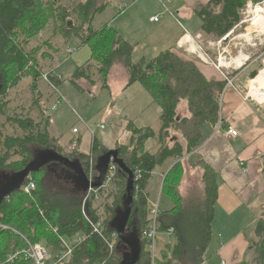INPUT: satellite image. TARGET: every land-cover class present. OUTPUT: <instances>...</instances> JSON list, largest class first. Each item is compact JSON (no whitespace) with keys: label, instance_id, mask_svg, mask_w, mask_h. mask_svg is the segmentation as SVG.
I'll return each instance as SVG.
<instances>
[{"label":"trees","instance_id":"trees-1","mask_svg":"<svg viewBox=\"0 0 264 264\" xmlns=\"http://www.w3.org/2000/svg\"><path fill=\"white\" fill-rule=\"evenodd\" d=\"M111 1L100 3L99 0H78L66 5L63 0H0V117H7V121L22 132L10 135L5 132L4 125L0 126V172L4 173V185L7 183L6 177L24 170L40 152L52 151L78 162L87 176L90 161H93L95 174L98 175V161L109 152L98 139L94 140L91 156L82 153L80 147L73 153H67L66 148L59 145L58 138L51 136L47 127V114L41 122L34 121L23 112L8 116L9 92L31 77L35 80L33 90L39 99L42 95L38 89L41 77L53 86L61 83L62 77L58 75L56 66L65 50L67 53L72 47L70 45H77V50L88 47L91 51L89 62L75 70L73 78L77 81L84 79L93 84L94 76L97 75L103 78L106 87L113 69L122 66L128 72L129 85L141 84L161 109L158 132L153 128H138L130 122L127 126L132 135L130 144L119 145L116 149L132 172L137 168L142 174L140 182L134 184L133 210L126 237L139 242L140 254L136 264H151L148 242L143 238L150 222L151 205L146 192L148 183L157 167L194 152L203 140L205 126L217 127L220 119L218 100L226 83L208 80L199 62L185 60L171 51L160 53L149 62L145 58L134 61V46L126 42L116 30L108 25L99 30L93 28L95 17L103 13ZM248 1L209 0L205 5H196L193 13L201 20L198 33L213 41L224 39L241 24V13L247 8ZM263 1L253 0L256 5ZM46 33H50V37L40 39ZM32 43L35 45L31 46ZM258 77V72L251 74L253 81ZM35 103L37 108L41 107L38 100ZM183 103L187 107L185 117L179 113ZM149 139L157 141L156 153L146 150ZM32 147L36 150H32ZM16 157L19 160L12 161ZM52 164L63 171H70L75 179V172L63 164L51 163L42 167L0 204V223L15 229L32 244L53 246L54 253L61 249L59 236L71 239L86 235L87 240L79 245L66 264H120L131 255L130 248L117 237L115 250L122 249L123 253L122 257L115 259L104 242L92 233L85 218L86 210L94 222L101 219L99 207L94 206L95 196L90 197L84 210L86 192L79 189V194L61 195L54 193L45 183L47 175L37 180L35 173L48 169ZM262 164L264 175V155ZM182 167L181 162H176L163 182L162 194L167 195L172 207L161 210L157 229L164 235L173 230L175 243L156 256V264H204L205 253L212 239L219 197L218 175L205 162L196 163L192 167L201 173V189L185 198L180 188ZM30 179L37 184V189L27 195L23 187ZM127 181V175L118 169L113 189L118 187L115 198L116 204L120 205L116 210L111 211V207L106 209V212L111 213L109 219L105 220V235L109 239L117 234L115 221L124 209ZM23 247L24 241L19 235L0 230V264H6L7 256ZM261 251L262 257L256 264H264V236ZM15 264L31 263L20 260Z\"/></svg>","mask_w":264,"mask_h":264},{"label":"rangeland","instance_id":"rangeland-1","mask_svg":"<svg viewBox=\"0 0 264 264\" xmlns=\"http://www.w3.org/2000/svg\"><path fill=\"white\" fill-rule=\"evenodd\" d=\"M104 1L99 0L100 3ZM197 1L112 0L111 5L103 13L95 17L93 28L99 30L108 25L118 30L134 46V61L145 58L147 62L160 53L176 50L178 38L187 32L191 34L195 42L201 45L203 53L207 54L212 62L217 64L220 56L227 59L244 56V64L248 66L252 65L254 68L250 74L258 72L260 76L261 71L264 70V33H261L260 29L252 26L251 21L255 17V7L264 3V1L257 5L254 4L253 0L248 1L247 8L241 13V24L231 32L229 40L221 46H218V41H213L203 35L200 40H196L197 35L195 33L199 31L201 20L193 13L192 6L197 4ZM203 1L201 0V2ZM63 2L66 5H71L74 2H78V0H63ZM123 3L126 6L120 10L119 7ZM151 16H160V23H150L149 19ZM50 35V33L43 34L40 36V39L46 40ZM34 45L35 43L31 44V46ZM70 46H72L71 48H75L77 45ZM80 49L77 51L79 55H76V53V56L68 57L66 50L62 55L60 63L56 66L58 75L62 77L61 83L53 86L46 78L41 77L38 81V89L42 94L39 99H37L38 95L33 90L35 80L31 77L24 79L16 89L11 90L9 92L10 111L8 112V116L13 117L15 114L23 112L34 121L41 122L47 114L49 119L47 127L50 134L58 138L59 145L66 149L69 147L70 141L75 139V137L82 139V148L84 149H87L94 137L108 151L116 150L119 145H129L131 134L127 130V126L130 122L135 123L138 128H153L158 130L160 127L159 118L161 116L160 107L153 103L150 94L141 84L135 83L129 85L128 78H126V76L128 77L127 72L122 71L123 75L121 76L110 74L106 87H104L105 82L101 76L95 75L94 79L96 82L93 81L95 82L93 84L89 82L84 83L80 80L77 81L73 78L75 70L78 67L77 63L83 61L87 56L85 53L89 52L85 49ZM180 53L184 55L185 60L200 61L184 51ZM92 63L96 64L95 62ZM224 66L227 65L225 64ZM199 67L205 74L214 73V69L209 66L200 65ZM229 72L231 73V71ZM238 72L231 73V77H235ZM253 82L251 80L245 92L262 112L264 111V105L259 104L251 94ZM235 86L238 85L236 84ZM36 100L41 103L43 110L41 107L37 108ZM222 107L223 103L222 105L220 104V109ZM2 125L5 126L7 134L17 135L22 133L7 121V117H0V126ZM99 125H104L105 129H99ZM74 128L79 130V134L73 133ZM173 134L174 132L172 131ZM155 144L154 139H149L146 143V150L155 151ZM34 149L36 150L35 147H32V150ZM18 160L19 157L12 159L15 162ZM90 162L91 168L94 164L93 161ZM55 167L52 164L49 168L47 167L48 169L35 173L37 180L40 181L42 176L47 175L45 183L54 193L67 196L79 194V186L74 179V175L70 171L66 172ZM159 168L160 166L157 167V169ZM182 169L181 194L182 197L188 198L191 192L192 194L193 192L196 194L195 191L201 189V185L196 177V179L190 178L189 181L186 180V183L183 184L185 168L182 167ZM9 174L7 175L9 176ZM0 175L3 176L4 173L0 172ZM199 175H197L198 178ZM160 183V176L154 174L149 181L148 192L151 199L150 205L152 203H159L161 210H163L168 207L169 198L167 195L162 194ZM118 192V187L116 186L112 194L103 196L94 205L99 207L104 228L106 226L105 220L111 216V213L109 211L106 212V209L111 207V211L116 210L120 205L116 204L115 198ZM261 228L264 229V223H262ZM111 237L113 238V236ZM65 240L68 242V239ZM174 243L175 238L173 236L169 238L159 233L156 255L159 256L161 250L166 249L168 245H173ZM50 247L52 248L53 246ZM254 251L258 253L256 258L254 257V253L250 254L247 262L244 264H256L257 258L262 257L260 249L259 251L258 249ZM122 253V249L114 250L115 259L118 260L122 257ZM211 257L210 251H206L205 264H212L210 263L211 261L214 262V259Z\"/></svg>","mask_w":264,"mask_h":264},{"label":"crops","instance_id":"crops-1","mask_svg":"<svg viewBox=\"0 0 264 264\" xmlns=\"http://www.w3.org/2000/svg\"><path fill=\"white\" fill-rule=\"evenodd\" d=\"M208 1L201 2V0H198L192 8L199 4L205 5ZM116 31L123 37L118 30ZM195 34H198V31ZM181 36L177 40V46L181 40L180 38L183 37ZM186 38L182 40L181 44L184 43L183 41ZM123 39L131 44L124 37ZM81 49L89 52L85 53L87 56L83 61L77 63L78 67L86 65L91 59L89 48ZM179 51L182 52L177 47L176 50L171 52L184 57ZM76 55H79V52ZM198 64L214 69L213 74H205L200 68L208 80L225 82L227 85V79L218 68L206 65L201 61ZM244 66V68L242 67L243 70H241L242 68L237 70V72L241 71L235 77H231L227 73L230 79H234V84L232 87L227 88L217 127L205 126L203 140L194 152L182 157L180 160H169L159 169L156 168L153 173V175L156 174L161 178L160 189H162L166 175L176 162H181L185 168L183 184L186 183V180L189 181L190 178H197L200 183L201 173L198 169L192 167L199 161L205 162L217 173L219 197L212 228V239L207 249L211 253V258L214 259V262H210L212 264H222L223 262L226 264H244L247 262L248 256L253 253L256 258L258 253L254 250L258 249L259 251L260 249L261 251V242L264 236V229L261 228L262 223H264V175L262 164L264 155V111L261 112L257 104L245 92L252 80L250 72L254 68L252 65L244 64ZM125 70L120 65L116 66L111 75L121 76L123 75L122 71L127 72ZM126 78L129 80V75ZM80 81L87 83L84 79ZM236 84L238 86H235ZM179 113L181 117L187 115L185 103L179 107ZM135 126L137 125L135 124ZM219 127L220 129H218ZM229 127H233L238 131V138L226 139L224 132ZM159 129L154 130L158 132ZM95 139L97 138L91 140L87 149L82 148V139L75 137L71 141L78 140L80 151L86 155H91L93 140ZM179 141L183 142L180 139ZM155 142V151H151L152 153H156L158 150L157 141L155 140ZM197 175H199V178ZM148 187L149 183L146 189L149 196ZM149 202H151L150 197ZM171 207L172 202L169 200L168 207L163 210H168Z\"/></svg>","mask_w":264,"mask_h":264},{"label":"built area","instance_id":"built-area-1","mask_svg":"<svg viewBox=\"0 0 264 264\" xmlns=\"http://www.w3.org/2000/svg\"><path fill=\"white\" fill-rule=\"evenodd\" d=\"M126 6L125 4L121 5L119 9H123V7ZM150 21L152 23H159L160 22V16H154L150 18ZM196 40H200L202 38V34H196ZM188 36L189 39L192 40V43L196 46L197 53L190 52L186 46L182 47L181 46V41L184 37ZM223 39L218 41L217 44L218 46H221L223 44ZM178 48L185 53H188L189 55H192L193 58H196L203 62L206 65H212L216 68H218L221 71V74L227 79V85L224 89L223 94L219 98L218 102L219 105L223 103L224 101V96H225V91L227 88L232 87L234 84V79H230L227 75L231 76V73L236 72L238 69H236V59L237 57H230L227 59L226 57L223 58L224 61L227 63V67H223L221 65V59L222 56L218 59V63L212 62L210 57L207 54H204L201 48V45L197 42H195V39L192 38L190 33L185 32L183 37L178 43ZM77 49L76 48H69L67 51L68 57H72L76 54ZM231 71V73L229 72ZM99 129L104 130L105 126L104 125H99ZM220 129V127L218 128ZM74 134H78L79 130L74 128L73 129ZM224 136L226 139L231 140L239 137V133L236 129L233 127H229L225 132ZM95 138V137H94ZM94 143V140H93ZM79 150V142L78 140H74L69 144V147L66 149L67 153H73L75 151ZM91 156V155H90ZM181 159V158H180ZM179 159V160H180ZM118 166L111 163L105 182L103 186L100 189H94L90 188L85 194H84V199H83V206L84 210L87 207V204L89 202V199L91 196H95V201L98 202L102 199L103 196H107L111 191H113V186H114V181L116 179L117 173H118ZM134 173V181L140 182L141 180V171L139 169H135ZM98 175L95 174V168L92 165L90 168V172L88 175V178L91 182L95 181V178ZM37 189V184L30 179L28 181V184L23 187L24 193L27 195H31L35 190ZM161 209L159 206V203L156 204H151V211H150V222L147 227V229L143 233V238L148 242V251L151 254V264H156L155 259H156V254H157V237H158V217L160 215ZM85 218L90 225L91 231L93 234L97 235L106 245L108 248V251L110 254H113L115 250V244H116V239H117V234L113 235L112 239H109L105 235V228L103 225V220H99L97 222H94L88 213L85 210ZM99 215H101L100 211L98 212ZM0 230L2 231H11L12 233L19 235L21 239L24 241V247L18 250H15L12 252L9 256H7L5 262L6 264H15L17 261L24 260L26 262H30L31 264H66L69 263L75 250L79 247V245L87 240L86 235H81V236H76L71 239H68V242H66L65 238L62 236H59V241H60V247L61 249L54 253L53 248L46 246L43 243H37V244H32L25 236L21 235L18 231L15 229L3 225L0 223ZM55 232H57L55 230ZM167 237H172L173 236V230H170L168 233L165 234ZM105 264V263H101ZM222 264H226L223 262Z\"/></svg>","mask_w":264,"mask_h":264},{"label":"water","instance_id":"water-1","mask_svg":"<svg viewBox=\"0 0 264 264\" xmlns=\"http://www.w3.org/2000/svg\"><path fill=\"white\" fill-rule=\"evenodd\" d=\"M230 36L231 33L223 39V42L226 43ZM51 163L63 164L74 171L75 180L78 183L79 189L83 192H87L90 188L100 189L103 186L111 163L117 165L120 171L127 175L126 201L124 209L119 212V219L115 221V227L120 241L131 250V255L124 258L120 264H136L140 254L139 242L134 238L126 237L127 225L132 215L134 203V174L119 157L118 150L109 151L99 159L97 167L98 176L94 182L89 180L83 167L78 162L71 161L67 157L52 151L40 152L24 170L12 177H6L7 183L4 185L2 183L0 186V204L14 191L20 189L26 179L31 177L32 173L39 171L42 167Z\"/></svg>","mask_w":264,"mask_h":264},{"label":"bare ground","instance_id":"bare-ground-1","mask_svg":"<svg viewBox=\"0 0 264 264\" xmlns=\"http://www.w3.org/2000/svg\"><path fill=\"white\" fill-rule=\"evenodd\" d=\"M254 15H255V17L251 21L252 22V26L260 29L261 33H264V3H262L260 5H257L255 7ZM186 37H184V38H186V40L184 41L183 44H181V46L182 47L186 46V48L189 51H192L193 53H197L198 54V52L196 50V46L192 43V40L189 39L188 36H186ZM243 59H245L244 56H241L240 58L237 57L236 63H235L236 69H240V68H242L244 66V60ZM225 64L227 65V63L222 58L221 59V65L223 67H227V66H224ZM251 94H252L254 99L259 104H263L264 105V70L261 71L260 76L253 82V88L251 90Z\"/></svg>","mask_w":264,"mask_h":264},{"label":"flooded vegetation","instance_id":"flooded-vegetation-1","mask_svg":"<svg viewBox=\"0 0 264 264\" xmlns=\"http://www.w3.org/2000/svg\"><path fill=\"white\" fill-rule=\"evenodd\" d=\"M54 168V167H53ZM55 168H58V167H55ZM63 169V168H62ZM2 175H0V186H1V184L3 183V181H2Z\"/></svg>","mask_w":264,"mask_h":264}]
</instances>
